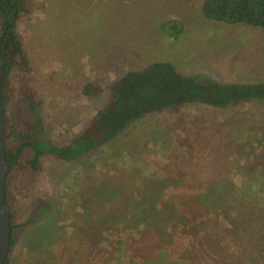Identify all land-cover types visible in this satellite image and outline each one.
Listing matches in <instances>:
<instances>
[{"label": "rangeland", "instance_id": "374dc122", "mask_svg": "<svg viewBox=\"0 0 264 264\" xmlns=\"http://www.w3.org/2000/svg\"><path fill=\"white\" fill-rule=\"evenodd\" d=\"M204 1L36 0L32 15L20 24L31 70L22 68L10 79L9 122L20 129L32 126L26 102L33 99L43 119L41 139L69 145L109 105L116 80L157 61L221 83L264 81V29L211 21L203 14ZM169 20L185 27L177 39L160 31ZM88 84L97 89L92 97L83 94ZM32 156L26 151L21 159ZM195 161L206 165L204 176L213 174L207 170L212 167L220 180L230 176L234 188L244 193L245 175H264V101L225 110L187 105L156 112L75 163L47 156L40 175L13 169L7 197L16 245L10 264H124L108 238L98 244L103 233H113L124 221L119 198L153 182H162L164 190L181 187L191 178L189 164ZM169 169L180 177L170 178ZM103 185L102 192L98 187ZM96 190V203L104 205L101 214L112 207L118 211L95 228L84 203ZM107 193L113 196L109 206ZM45 204L51 209L35 220ZM90 205L88 210L97 214V204Z\"/></svg>", "mask_w": 264, "mask_h": 264}, {"label": "trees", "instance_id": "16d2710c", "mask_svg": "<svg viewBox=\"0 0 264 264\" xmlns=\"http://www.w3.org/2000/svg\"><path fill=\"white\" fill-rule=\"evenodd\" d=\"M108 1L111 3L114 0ZM35 3L36 0H0V52L5 63L2 102L9 174L17 168L40 175L44 172L43 160L47 156L75 163L115 142L134 122L149 114L187 105L225 110L244 103L264 101V81L221 83L200 75L182 74L173 63L157 61L140 70L128 71L116 80L109 105L92 117L88 132L76 137L69 145H54L44 141L41 139L44 124L40 105L33 99L26 102L32 115V126L20 129L15 122H9L10 79L22 68L27 73L31 70V60L20 33V24L24 18H30ZM203 14L217 23L264 29V0H205ZM90 27L92 31L94 26ZM184 28L179 20L160 24V31L172 39L179 38ZM96 92L97 89L88 84L83 94L92 97ZM219 145L217 141L215 148ZM26 151L33 156L22 161L21 157ZM202 153L207 156L205 151ZM225 155L224 149L217 159L224 161ZM180 157L174 160H180ZM129 164V169L133 170V163ZM189 166L191 178L181 187L176 184L164 190L162 182H153L148 183L147 189L143 191L123 194L118 202L124 221L113 233H103L98 244L108 238L109 246L119 248L118 251L123 254L124 264H264L262 172L249 174L248 178L245 175L241 185L245 192L239 193V187L234 188L230 176L220 180L216 171L209 167L207 170L213 174L205 177L206 165L198 161ZM168 175L172 179L180 177L174 170H170ZM104 188L105 185L98 187V190L103 192ZM7 192L8 179L6 195ZM97 192L95 197L92 191L89 192L90 199L84 203L87 204L86 212L91 213L94 220L92 226L95 228L118 211L112 207L115 209H110L111 212L101 214L104 205L96 203L100 198ZM107 195L106 205L113 199L111 194ZM91 196L95 198V203H89ZM90 204H97V214L88 210ZM49 209V205H43L35 213L34 219L47 215ZM14 231L11 215V249L6 264H10L16 245Z\"/></svg>", "mask_w": 264, "mask_h": 264}, {"label": "water", "instance_id": "95a60500", "mask_svg": "<svg viewBox=\"0 0 264 264\" xmlns=\"http://www.w3.org/2000/svg\"><path fill=\"white\" fill-rule=\"evenodd\" d=\"M4 66V59L0 52V264H6L11 249V211L6 195L10 167L6 156L5 119L2 102Z\"/></svg>", "mask_w": 264, "mask_h": 264}]
</instances>
